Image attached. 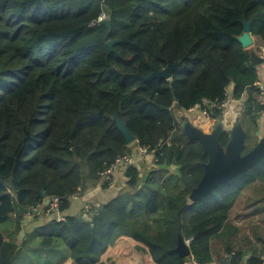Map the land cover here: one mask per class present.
I'll return each mask as SVG.
<instances>
[{"label": "trees", "instance_id": "trees-1", "mask_svg": "<svg viewBox=\"0 0 264 264\" xmlns=\"http://www.w3.org/2000/svg\"><path fill=\"white\" fill-rule=\"evenodd\" d=\"M103 14L111 31L100 24ZM247 21L264 44V0H0V223L27 218L44 193L60 197L64 212L72 195L97 186L132 152L119 116L160 168L143 178L129 166L116 198L37 227L41 246L62 242L77 264H103L107 249L130 233L158 264H186L177 251L182 236L199 264L211 261L212 240L236 231L230 216L242 183L264 181V158L192 202L210 156L181 132L177 111L224 100L233 88L236 99L248 95L256 120L258 69L240 41ZM171 65V78L142 82ZM220 141L227 146L230 135ZM233 252L231 264H244ZM18 253L0 229V264H16Z\"/></svg>", "mask_w": 264, "mask_h": 264}, {"label": "crops", "instance_id": "crops-1", "mask_svg": "<svg viewBox=\"0 0 264 264\" xmlns=\"http://www.w3.org/2000/svg\"><path fill=\"white\" fill-rule=\"evenodd\" d=\"M251 36L253 43L247 48L251 50V54L252 52H256L264 58V44H262L259 38L253 36L252 32ZM255 67L258 69V81H263L264 63ZM233 95H231V102L222 110V113H212L210 117L202 115L201 110L194 112L186 110L177 111L181 132L188 139L191 138L186 130L192 128L206 135H214L215 137H219L221 132L222 134L227 132L232 141L237 139L242 141L241 149L243 154L255 149L260 150V152L264 151V113L262 111L259 114L257 113L258 117L254 121L252 116L255 113L251 114L247 111L248 95L245 93L241 99H236ZM134 142L131 143V154L135 158V166L139 168L141 176L144 178L146 175L157 171L160 167L156 164L153 155L145 156L141 154ZM167 168L174 173L179 171L176 165H171ZM127 169L126 167H119L115 171L114 179L108 187L98 184L95 187L83 190V195L79 199H71L72 204L64 211V215H79L84 210L86 211L85 207L88 204H91L92 207L100 206L116 198L127 185ZM249 187H258V189H253L254 195L252 196L253 198L256 196L260 198L252 200L248 204V209L241 216L243 217L241 223L230 216V224L236 228V231L233 233L229 232L221 238H214L212 240L211 261L206 264H231V254H229V249L231 248H233L234 252L237 250L242 252L244 264H247L248 258L252 255L264 256V190L262 189L264 181L256 180L247 184L242 183V190L238 197L243 192H249L246 190ZM249 194L251 195V193ZM44 202H46V199ZM36 217L38 219L35 222L29 221L28 218L18 222L17 215L12 214L9 220L0 223V229L5 239L16 242L18 245L19 253L16 264H77L69 255V250L64 243L60 242L58 247L55 248H43L41 246L42 239L37 235L36 229L49 223L55 217L46 212H41ZM244 222H249L251 227L243 230L241 227H245L242 226ZM139 246L144 247L146 250L140 249ZM101 261L103 264H158L151 256L148 247L134 239L130 233L119 236L101 256ZM186 264L199 263L192 255L187 259Z\"/></svg>", "mask_w": 264, "mask_h": 264}, {"label": "water", "instance_id": "water-1", "mask_svg": "<svg viewBox=\"0 0 264 264\" xmlns=\"http://www.w3.org/2000/svg\"><path fill=\"white\" fill-rule=\"evenodd\" d=\"M100 24L106 25L110 31L112 30L111 19H102ZM117 41L119 40H109L107 42L109 52L114 51V44ZM240 41L243 43L244 47H249L253 43L250 21L246 22L245 32L242 36H240ZM251 62L252 65L257 66L261 63H264V58L256 52H252ZM175 68V65H171L163 71L154 70L149 76L141 77V80L144 82L155 77H164L169 79L171 78L172 72ZM138 77H140V75H138ZM230 94H234L233 88L230 91ZM177 107L180 108V105L177 104ZM116 122L120 130L123 132L127 143H133L136 140L135 135L123 123L119 116L116 117ZM186 132L189 134L191 139L200 140L203 143L206 152L210 156L209 162L205 165V174L201 182L190 195L192 202L204 198L223 183L235 178L243 172L252 169L262 158H264V151L260 152L258 149L243 154L241 149L242 141L238 139L233 141L230 139L227 146L222 145L220 141L222 132L220 133L219 137H215L214 135H206L195 128L187 129ZM43 196L46 198L45 208H47V205L50 203V198L46 197L45 193ZM177 251L181 257L190 258L192 256L191 247L182 236H179Z\"/></svg>", "mask_w": 264, "mask_h": 264}, {"label": "built area", "instance_id": "built-area-1", "mask_svg": "<svg viewBox=\"0 0 264 264\" xmlns=\"http://www.w3.org/2000/svg\"><path fill=\"white\" fill-rule=\"evenodd\" d=\"M105 16L106 15L103 14L99 18V21L104 19ZM255 86L259 90V92L257 94V98H258L259 103L262 104V106H263L262 113H264V80L263 81H261V80L257 81L255 83ZM231 97L232 96L230 95L229 97H226L224 100H205L204 105L206 107H203L202 105H196L195 107H193L189 111L194 112L196 110H201L202 115H204L206 117H210L212 115V113L209 110V108L217 107L220 109H225L229 105V103L231 102V100H232ZM137 148L141 154H143L145 156L153 155L155 157L154 151L149 150L148 147L137 146ZM131 165H135V158H134L133 154L128 153V154H124V155L119 156L117 158V160L113 164H111L102 173L99 184L111 183L114 179L115 171L119 167L128 168ZM82 195H83V191L82 192L79 191L78 193L72 195L70 198L71 199H79V197H81ZM61 202H62V200L58 196L50 197V203L47 205V208H45L46 202H43V204L38 205V206H31L27 210L26 217L28 219H31L41 212H46L47 214L54 216L57 221H63L65 219V215L61 209ZM92 208L93 207L91 204H88L85 207L86 211H90V210H92ZM186 241L190 245L191 239H188ZM263 264H264V262H263Z\"/></svg>", "mask_w": 264, "mask_h": 264}, {"label": "rangeland", "instance_id": "rangeland-1", "mask_svg": "<svg viewBox=\"0 0 264 264\" xmlns=\"http://www.w3.org/2000/svg\"><path fill=\"white\" fill-rule=\"evenodd\" d=\"M106 18H107V16H105L104 19H106ZM256 184H254V185H256ZM253 189H258V187H252V188L249 187V189H246L249 192H243L242 195H240V197H238L236 202H235V205H234L235 208H233L231 216L234 217L236 220H238L239 223H241L243 221V217H241V216H243L245 214V210L248 209V207H247L248 204L250 202H252V200L260 198V197H257V196L253 198V196H252V195H254ZM262 189L264 190V187H262ZM249 193H251V195ZM36 216H34L33 218L29 219V221L32 220L31 222H35V220L38 219V217H36ZM249 224H250L249 222H244V225H242V226H245V227H241V228L243 230H245L246 228H250L251 226ZM19 242H21V241H19Z\"/></svg>", "mask_w": 264, "mask_h": 264}]
</instances>
